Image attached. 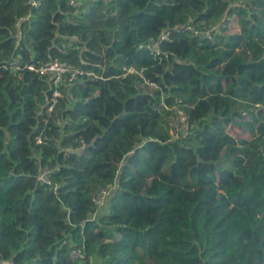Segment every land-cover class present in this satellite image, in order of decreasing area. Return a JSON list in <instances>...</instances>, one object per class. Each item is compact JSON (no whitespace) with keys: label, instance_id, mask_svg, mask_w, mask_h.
Listing matches in <instances>:
<instances>
[{"label":"trees","instance_id":"16d2710c","mask_svg":"<svg viewBox=\"0 0 264 264\" xmlns=\"http://www.w3.org/2000/svg\"><path fill=\"white\" fill-rule=\"evenodd\" d=\"M36 1L0 0V264H264V0Z\"/></svg>","mask_w":264,"mask_h":264},{"label":"built area","instance_id":"2783aa9c","mask_svg":"<svg viewBox=\"0 0 264 264\" xmlns=\"http://www.w3.org/2000/svg\"><path fill=\"white\" fill-rule=\"evenodd\" d=\"M29 3L34 7L38 4V1L29 0ZM70 3L80 5L79 1L75 2V0H70ZM186 28L188 30H193V28L190 25H187ZM230 28L231 30H236L235 27L232 28L230 26ZM193 33L195 36H202L203 38L206 39L212 38L211 31L199 33L197 30H193ZM166 38H167V33L164 30L158 35L156 39H150L149 42L146 44V46L147 47L151 46V48H153L155 53H158L159 52L158 42ZM27 68L30 70H34L41 75H48V78L51 80V84L53 86V92L51 97L49 98V101L47 102L48 111H51L57 102V97L60 95L59 88L62 86L64 87L71 86L73 80L79 74L77 68H74L65 62L59 61L58 59H53L47 63H43L39 65L30 64L27 66ZM123 70H125L126 73H131L135 71V68L133 67L123 68ZM145 82L150 86H155L152 82H149L148 80H146ZM186 121H187V116L185 112L182 109H180L178 106L173 107V116L170 118L168 122L171 132L173 133L175 132L176 134H178L179 131H182L184 128H186ZM48 173H49L48 170L45 169L42 170L38 176V180L41 183L50 184ZM56 188L57 186H55V189ZM106 195L107 192L105 190H100L93 198V201L98 203V206H101L103 204ZM69 255L71 259L78 264H94V258L86 257L82 246L74 247L70 251Z\"/></svg>","mask_w":264,"mask_h":264},{"label":"rangeland","instance_id":"374dc122","mask_svg":"<svg viewBox=\"0 0 264 264\" xmlns=\"http://www.w3.org/2000/svg\"><path fill=\"white\" fill-rule=\"evenodd\" d=\"M232 28H236V30L237 29H239V27H238V25L236 24V22L235 21H232V24L230 25ZM227 131L224 133V134H233L234 132H236V131H234V130H230V129H226Z\"/></svg>","mask_w":264,"mask_h":264},{"label":"water","instance_id":"95a60500","mask_svg":"<svg viewBox=\"0 0 264 264\" xmlns=\"http://www.w3.org/2000/svg\"><path fill=\"white\" fill-rule=\"evenodd\" d=\"M113 16L120 22H124L125 20L124 19H121L117 14H113Z\"/></svg>","mask_w":264,"mask_h":264}]
</instances>
